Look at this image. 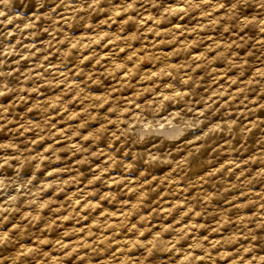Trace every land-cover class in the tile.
I'll use <instances>...</instances> for the list:
<instances>
[{
    "label": "clouds",
    "instance_id": "obj_1",
    "mask_svg": "<svg viewBox=\"0 0 264 264\" xmlns=\"http://www.w3.org/2000/svg\"><path fill=\"white\" fill-rule=\"evenodd\" d=\"M19 2L31 15L24 14L18 20L11 15L19 10L18 0H0V16L4 17L0 19V192L7 196L0 205V264H51L53 257L46 256L45 251L52 249L45 250L39 243L44 233L33 230L31 216L26 224L15 223L14 213L23 215L22 210L29 205L41 221L54 223L55 213L53 219H47L39 208L42 201L36 190L43 192L39 185L43 174L37 176V165L49 169L57 160L73 175V183H84L89 176L95 179L84 192L77 188V199L91 191L95 193L93 199L104 198L120 205L128 190L135 188L139 206L133 214L138 219L143 216L142 209L152 207V201L164 191L174 203L183 195L177 191L180 184L190 192L201 193L184 198V208L176 207L172 217L176 221L188 208L199 210L204 217L215 212L202 189L205 184L219 185L223 176L213 178L220 171L218 165L232 159L234 166L244 164L234 173L245 174L237 181V190L259 192L258 197L246 198L264 208V123H257L255 131L248 126L256 116L253 108L264 106V0ZM71 28L86 34L74 46L75 33L66 35ZM213 30L217 32L213 44L219 39L226 45L215 55H223L225 75L238 81L240 93L235 98L229 91V99H225L222 87H212L218 73L211 72V57L195 61L179 40L181 36L184 42L191 38L204 48ZM133 40L139 41V49L133 47ZM109 42L111 46L106 49ZM160 43L179 49L175 63L154 51ZM142 57L148 58L156 75L145 70ZM195 68L201 71L195 72ZM252 98H257L255 106L250 105ZM73 113L78 123L69 119ZM259 115L264 117V112ZM61 122L65 127L59 139L65 142L57 147L54 125ZM81 124L94 132L86 141ZM42 141L50 142L46 153ZM69 157L82 163L73 167ZM85 165L86 173L81 171ZM26 170L37 176V182H29ZM114 170L117 177L112 176ZM129 175L137 176L135 185L129 183ZM152 176L158 178L156 184L146 186ZM161 176L166 177L164 183L159 180ZM57 180L62 183L58 174L47 181L54 191ZM109 181L116 185L114 189L108 188ZM223 187H216L217 196ZM155 189H159L155 196L140 199L142 193L152 194ZM63 191L67 195L71 189ZM65 203L67 211L71 202ZM231 208L235 211L225 229L226 238L215 250L195 235L187 221L180 226L169 225L165 233L164 217L155 208L136 227L125 223L127 216L115 221L111 239L103 231L111 217H105L87 250L75 255H71L73 248H85L78 231L71 233L67 250L61 235L55 258L57 264H180L182 260L187 264H197L198 260L200 264H264V219L242 220L236 204ZM119 211L124 215L122 206ZM129 211H133L131 206ZM87 214L96 218L91 210ZM156 219L161 222L158 237L153 232L156 225L152 221ZM5 222L13 226L6 228ZM121 226L131 228L138 242L121 241L114 248ZM207 230L216 228L209 223ZM189 231H193V243L186 247ZM141 232L149 235L141 239ZM29 239L37 241L35 247L29 246ZM51 243L56 246V241ZM196 247L199 252L193 256ZM70 255L71 259H66Z\"/></svg>",
    "mask_w": 264,
    "mask_h": 264
},
{
    "label": "rangeland",
    "instance_id": "obj_2",
    "mask_svg": "<svg viewBox=\"0 0 264 264\" xmlns=\"http://www.w3.org/2000/svg\"><path fill=\"white\" fill-rule=\"evenodd\" d=\"M18 7V11L14 10L11 15L15 16L18 20L22 19L24 14L31 15V11L29 8H26L23 3H20L18 0V4L16 5ZM3 16H0V19H3ZM183 21H181V24ZM9 28L13 27L12 23L8 24ZM70 27V26H68ZM112 28H115L116 25H112ZM177 29L180 28V24L175 25ZM204 29H201V32H203ZM73 33H75V37H73V46L75 45L76 41L80 38H83L86 34L78 29V28H71L70 31L66 33V35L72 37ZM91 35V34H88ZM131 35V34H130ZM217 35V32L213 30L209 34V39L205 42V47L200 48V46L197 44L196 40L189 39V41L184 42V38L181 36L179 37V40L182 42V46L186 51H191L192 58L199 62L202 58L205 56H209L208 63L209 65H213L211 68V72L213 74H217V80L215 83L212 84V87L215 88L218 85L222 87L223 91L221 92L222 97L225 99H229L227 93L229 91L232 92V98H235L239 95L240 89L236 87L237 85V78L232 77L231 79L228 78V76L224 73V62H223V55L216 56L215 53L217 50L226 47L225 42L223 40H215V43L213 44V38ZM189 36L191 37V33H189ZM103 39V37H101ZM152 39L151 34L149 33V40ZM157 40H159V36L156 37ZM111 42L106 46L110 47ZM133 47L139 49L140 43L139 41L133 40ZM105 49V50H106ZM179 49L177 47H174L173 44H164L160 43L157 45V48L154 49L159 55L164 56L167 55L170 60H172L174 63L177 61V57L175 56V52ZM124 54V50H121V55ZM50 59L55 60V57H50ZM142 62L145 64V70L147 72H150L153 76L156 75L155 70L153 69L152 64L148 63V58L142 57ZM130 71H133V69L130 67ZM195 72H200V68H195ZM201 79H203V76H201ZM228 84L232 85V88H228ZM60 87H63V84L60 85ZM213 96H215V92L212 93ZM10 102V101H8ZM231 102V100H229ZM257 104V98H252L250 100V105L255 106ZM77 111H79V106H77ZM253 111L256 113V116L253 117V122H250L248 126L252 129V131L256 130V124L257 123H264V117H261L259 115L260 112H264V106L262 107H254ZM31 114V110H30ZM54 120L57 119V117H53ZM69 119L74 122L78 123L75 119V113H73ZM35 123V121H33ZM92 123H95L93 120ZM65 125L63 122H61L59 125H54V128H56L55 135L57 137L56 140V146L60 147L65 141L59 139V137L63 134V129ZM80 131L84 133V139L85 141L88 139L89 136L93 135L94 132L92 129H89L85 127L83 124L80 125ZM250 135V133H249ZM73 139H78V137H73ZM196 142V141H194ZM42 143H45V147L42 149L43 152H48L47 144L50 142L42 141ZM78 147V146H77ZM65 153H61V155H64ZM224 155H227L225 153ZM69 162L72 163L73 167H76L82 163V161H79L76 159V157H69ZM220 168L219 172L215 173V177L223 176V179L219 181V185H224V187L221 189V194L219 196L216 195V187L219 186H213L211 184H205L203 186L202 192L207 193L205 196V199H211L212 201V207L215 209V212H210L208 216L204 217L202 216L201 212L199 210H193L192 208H188L186 211L182 213L179 219L176 221H173L172 217L176 214L175 209L176 207L184 208V198L185 197H191L194 198L196 195H199L201 193L197 192H190L188 189H184L183 184H180L177 188L178 192H183V195L180 196V198L175 199V202H172V199L167 191H164L160 194V196L152 201V207H144L142 209L143 216L139 219L136 215L133 214V212L137 209L139 206V201L136 196L135 188L129 189L128 194L125 197L121 198L122 203L120 205H113L108 200L101 198L99 201L96 199H93L92 197L95 196V193L91 191L86 192L85 197H81L79 199L76 198L77 196V188L81 192H84L86 189H89L92 187V185L95 183V179L91 176L88 177L87 181L80 184L73 183V175L69 172L64 171L63 162L60 160H57L54 165L49 169H44L37 165V176L40 174H43V178L39 180V185L43 187V192L36 190V196L41 198V203L39 205L41 213L45 214L47 219H53V213H55V221L53 224H47L41 221L40 216L35 215L32 210L31 206L25 205L23 211V215H21L19 212L14 213L15 217V223H27L28 217H32L34 220V231H39L44 233V237L40 239L39 243L41 248L47 250L51 248L52 250L45 251L46 256H52L53 259L51 260V264H57V260L55 258L56 254V248L60 247L61 241L59 240V237L63 236V248L65 250L68 249V247L71 245V240L69 237L71 236V233L74 230L78 231V239L80 243H83L85 245L84 249H80L78 247L73 248L71 255H75L77 251H86L88 248V244L92 241L94 238V233L97 231L98 227H102L100 222L104 220L105 217H111V220L107 221V227L103 228V231L107 235L108 239H111L110 229L112 227H115L116 224L115 221L123 220L124 216H127L128 219L125 221V223H131L133 227H136L139 225V223L145 218L149 217V213L153 211L155 208H159L160 210V216L164 217L163 223L165 225L164 231L167 233L169 230L168 226L171 224H176L177 226H180L183 221H187V226L192 228L195 231V235L199 236L200 239L205 244H212L213 250L220 247L221 242L226 238V227L228 225L229 218L232 216V213L235 211V209L231 208V205L234 203L237 206V209L240 212V218L242 220H257V219H264V208H261L254 199H248L246 197H253V196H259V192H254L251 189H249L246 192H239L237 181L241 180L243 178V175L241 174L239 176H234L235 172H239V169L244 167V164L236 163L234 166V161L232 159L222 160L221 164L218 165ZM87 165H85L81 171L86 173ZM231 169V171H229ZM93 171H95V168H93ZM59 175L62 178V183L60 180L56 181V185L58 186L56 190H53V185L49 184L47 181L51 180L55 175ZM26 177L28 178L29 182H37V176L32 175L31 170H26L25 172ZM119 174L114 170L112 173L113 177H117ZM143 173H141V176ZM201 175H207V173H201ZM164 176L159 177V180L161 183H164L165 181ZM81 181L84 180V176L81 175L80 177ZM157 177L152 176L149 178V181L147 183L156 184ZM128 181L132 185L136 184L137 176L135 175H129ZM249 183H253L252 181H249ZM116 187L115 184H113L111 181L108 182V188L114 189ZM70 188L71 191L65 194V191L63 189ZM159 189H155L152 194L148 193H142L140 196V199H146L149 195L155 196V191H158ZM105 193L107 195V189H105ZM14 195V194H13ZM224 197H228V199H224ZM5 198H7L5 193L0 192V205L3 204ZM85 199H87V203H85ZM65 201L71 202V207L68 208L67 211H65V208H67V204ZM123 207L124 209V215H121L119 208ZM129 206L132 208V212L129 211ZM51 207V212L49 211V208ZM2 210V209H0ZM91 210L92 216H95V219H91L90 216L87 214ZM227 212V214H225ZM168 213V215H165ZM194 213V214H193ZM191 215V219H188V217ZM73 216H76L79 219H73ZM152 223L156 225V228L153 229L154 235L159 236L160 232L158 229L160 228V220L156 219L153 220ZM212 224L216 231H208L207 230V224ZM56 225H60V227H56ZM198 225V227H197ZM6 228L12 227L13 225L9 222H5L4 225ZM122 230L118 232L117 235V241L113 244V247H118L120 242L123 241L124 243L128 244L129 242H138L136 241V238L132 235V229L131 228H123L121 226ZM55 229V230H54ZM127 232V235L124 233ZM148 232H141L140 237L143 239V237L148 236ZM188 243L185 245L188 247L193 243V240L191 239L193 237V231L188 232ZM235 238V237H234ZM149 239H153V237H149ZM52 241H56V246L53 247ZM37 241L35 239H29V246L35 247ZM181 243H184V241H181ZM134 250V249H133ZM199 252V247H196L192 251V255H196V253ZM71 255L67 257L66 259H71ZM230 255H228V258H230ZM166 257V254H165ZM225 258L224 250L221 249V259ZM180 264H187V260H182ZM197 264H200V261H197ZM233 264H236V262H233Z\"/></svg>",
    "mask_w": 264,
    "mask_h": 264
}]
</instances>
